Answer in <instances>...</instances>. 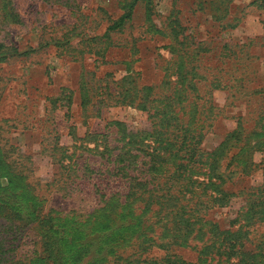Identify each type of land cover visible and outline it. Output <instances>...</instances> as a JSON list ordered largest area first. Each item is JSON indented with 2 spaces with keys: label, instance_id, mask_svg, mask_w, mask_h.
<instances>
[{
  "label": "rangeland",
  "instance_id": "rangeland-1",
  "mask_svg": "<svg viewBox=\"0 0 264 264\" xmlns=\"http://www.w3.org/2000/svg\"><path fill=\"white\" fill-rule=\"evenodd\" d=\"M165 96L178 120L201 127L206 165L189 171L192 191L219 198L211 181L228 194L168 252L154 245L171 242L170 223L159 206L127 196L113 162L124 135L151 132L145 100L163 111ZM238 230L255 252L264 237V0H0L1 264H53L47 245L65 264L134 259L148 245L141 259L197 264L220 232Z\"/></svg>",
  "mask_w": 264,
  "mask_h": 264
},
{
  "label": "trees",
  "instance_id": "trees-1",
  "mask_svg": "<svg viewBox=\"0 0 264 264\" xmlns=\"http://www.w3.org/2000/svg\"><path fill=\"white\" fill-rule=\"evenodd\" d=\"M134 6L135 2L130 3L127 7L128 12L122 15L109 29L111 31L120 29L130 19ZM170 98L171 96H165L163 99L166 102L163 111L153 108L155 100H145L141 106L142 109L153 112L151 118L154 124L151 132L140 131L137 134L129 132L128 135H124L118 141H122L126 147L119 148V153L114 156L113 160L118 165L117 173L124 172L122 177L128 181L127 196L133 201L146 203L147 209L152 205L159 206L158 214H164L160 220L170 223L167 231L172 236L171 242L164 246L152 244L166 252L169 251L170 245L184 246L185 244L182 242L192 232L200 231L197 226H201L198 216L201 210H206L210 204L211 206L222 205V202L228 197V194L217 190L220 184L211 181L207 185L213 187V192L216 195L219 194V198L210 197L209 200L202 201L201 194H195L196 192L192 191L195 181H190L189 171L199 164L206 165V162L202 160V153L198 150L203 135L200 132L201 127L197 133L191 131L192 128L189 129V124L184 123L182 118L178 120L177 113L172 114L175 104H173L174 99ZM150 102L151 105H148ZM177 103L180 105L179 101ZM169 112H171L170 115ZM112 126L121 129L125 125L114 123ZM105 137L89 136L94 142L98 138L104 141ZM232 139H238L237 133L230 134L227 142ZM104 152L109 155L107 150ZM141 155L148 160L144 164L146 169L139 172L136 165ZM216 156L217 152L210 155L212 167L215 165ZM127 170L137 171L138 174L135 172L132 175L127 174ZM219 177V175H211L209 179L218 180ZM202 191L205 192L204 189ZM187 194L190 195L188 199H186ZM218 235L217 239L198 252L200 259L197 264H205L208 258L217 261L216 264H264V237L256 246L255 252H250L246 249V241L249 240L248 231L238 230L235 233L224 231ZM47 248L53 264H59L58 259L62 261V264H65L63 254L55 252L53 248L51 249V245H47ZM150 249V245L142 247L141 251L136 252L139 253V256L134 259H130V257H134L135 254L129 255L127 258H117L116 256L107 264H195L186 262L174 254H166L162 258L141 259L140 256L147 254ZM203 258L205 261L202 260ZM1 262L0 258V264Z\"/></svg>",
  "mask_w": 264,
  "mask_h": 264
}]
</instances>
